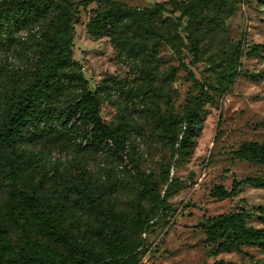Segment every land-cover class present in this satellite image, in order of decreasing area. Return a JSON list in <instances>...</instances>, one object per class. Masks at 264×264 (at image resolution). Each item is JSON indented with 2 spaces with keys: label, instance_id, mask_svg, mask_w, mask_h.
I'll use <instances>...</instances> for the list:
<instances>
[{
  "label": "rangeland",
  "instance_id": "rangeland-1",
  "mask_svg": "<svg viewBox=\"0 0 264 264\" xmlns=\"http://www.w3.org/2000/svg\"><path fill=\"white\" fill-rule=\"evenodd\" d=\"M45 1L49 5L53 0ZM54 1L62 4L63 11L70 8L72 12L78 2ZM111 1L125 11L119 13L102 0L78 9L73 60L99 100L102 120L129 135L133 151L128 154L135 155L132 163L125 156L119 171H130L133 178L137 172L145 174L161 197L175 181L157 217L150 216L154 205L148 200L139 204L138 213L150 216V224L158 222L143 237L144 251L136 264L261 263L264 252L254 246L217 251V242L207 237L206 229L209 220L233 213L247 214V226L261 227L264 191L236 184L248 178L264 179V168L238 159L236 153L244 143L264 144V0H207L182 17L181 25L177 18L192 0ZM158 4L163 10H157ZM105 15L125 18L117 29L107 32L102 24ZM142 15H148L157 36L170 40L179 55L161 41L151 47L152 39L147 41L152 53L147 47V55H133L143 41L137 29ZM95 26L102 35H96ZM30 34L29 29L0 27V93L15 84L27 86L22 77L18 83L15 78L27 63L20 52ZM191 43L197 48L195 56L190 53ZM229 68L237 71L232 82L227 79ZM144 71L156 78L160 93L153 98L140 93L147 88ZM190 110L196 113L195 133L184 151L171 158V142L157 121L160 115L179 121ZM180 127L183 130L185 123ZM68 143L58 150L44 148L46 173L37 178L44 190L52 185L51 166L60 170L71 166L76 173L79 164L93 181L102 182L103 174L118 173L117 161L105 150L79 154ZM167 163L171 168L165 183L160 171ZM135 186L131 182L118 189L122 204L135 202ZM8 196L0 194V204Z\"/></svg>",
  "mask_w": 264,
  "mask_h": 264
},
{
  "label": "trees",
  "instance_id": "trees-1",
  "mask_svg": "<svg viewBox=\"0 0 264 264\" xmlns=\"http://www.w3.org/2000/svg\"><path fill=\"white\" fill-rule=\"evenodd\" d=\"M95 1L99 0H78L73 12L70 8L63 11L62 4L54 0L49 5L45 0L0 2V27L6 31H33L20 52L27 63L15 78L18 83L22 77L27 86L19 88L15 84L0 93V194L10 195L0 204V264H136L144 251L143 237L158 222L150 224V216H158L175 184L171 180L161 197L155 182L145 174L137 172L133 178L130 171H119L125 156L132 163L135 155L128 154L133 151L129 135L102 120L99 100L89 90L72 56L75 16L79 8L87 9ZM102 1L119 13L125 11L111 0ZM205 1L186 4L177 18L179 25L182 17L201 8ZM156 8L163 10L162 4ZM123 18L124 15H105L103 29H117ZM148 19V15L141 16L137 29L143 41L133 55H147V41L151 39V47L161 41L179 55L170 40L157 36ZM95 33L102 35L97 27ZM148 50L153 51L149 47ZM190 53L197 55L193 43ZM229 71L227 79L232 82L237 71ZM141 73L147 88L140 93L151 98L158 95L154 74ZM195 118L196 113L191 110L179 121L170 115L159 116L157 122L171 142V158L179 156L191 143ZM68 141L79 154L105 150L117 161L116 176L103 174L105 182L93 181L79 164L75 166L76 173L69 169L71 166L61 170L51 166L52 185L44 190L37 180L41 172L46 173L44 148L52 146L58 150ZM38 146L40 150L35 149ZM236 157L264 168V144L244 143ZM170 168L167 163L160 171L165 183ZM131 182L136 184L135 202L122 204L116 193ZM242 185L264 191V179L248 178L236 184ZM219 195L224 192L219 190ZM145 200L154 205L150 216L138 213L139 204ZM249 218L247 214L233 213L211 219L206 235L217 242L220 252L229 253L242 246H254L264 252V213L259 217L260 228L247 226Z\"/></svg>",
  "mask_w": 264,
  "mask_h": 264
}]
</instances>
